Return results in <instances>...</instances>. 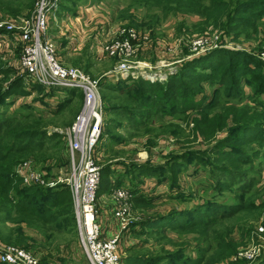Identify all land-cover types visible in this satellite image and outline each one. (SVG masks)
Returning <instances> with one entry per match:
<instances>
[{
    "label": "rangeland",
    "instance_id": "obj_1",
    "mask_svg": "<svg viewBox=\"0 0 264 264\" xmlns=\"http://www.w3.org/2000/svg\"><path fill=\"white\" fill-rule=\"evenodd\" d=\"M0 1L4 6L17 10L16 15H11L3 13L0 8V17L4 19L33 16L36 3L31 11L27 6L28 0ZM128 2L129 0L68 2L72 9L77 10L75 14L69 12L67 19L60 17L59 13L64 15L63 11L53 7L49 13L46 34L54 41L57 55L63 64L76 66L104 83L99 92L105 108V122L97 155L101 167L111 164L113 174L109 177L110 188L107 187L108 191L101 193L107 196L101 198L102 202H98L97 198V216L101 214L105 219L106 216L116 215L115 221L119 224L121 219L124 221L125 225L121 228L120 236L118 235L121 257L119 264H124V257L129 254L163 257L181 251L183 256L195 257L197 252L194 247H213L214 235H209L207 241L203 240L207 233L199 231L184 233L162 230L160 235H149L147 232L150 229L143 226L146 223L144 221L155 219L174 209L193 208L213 201L222 205L234 204L241 199L263 202L264 160L262 157L256 158L253 164L257 170L249 165L219 164L223 168L220 172L215 166L214 155L208 152L210 148L217 146L218 139L221 141L231 133L229 130L232 123L226 116L227 110L229 105L238 101L237 98L241 99L240 95L236 98L226 97L214 80L187 83L190 91H193L191 96L176 94L175 91L170 96L165 93L164 83L167 77L186 64L193 54L196 56L219 47V29L212 26L200 27L198 23L203 20V16L197 13L165 14L156 8L146 9L137 3L127 10L125 7ZM129 15L132 17H128ZM154 16L157 20H154ZM121 27H132L146 34L148 39L143 46H153L151 51L147 48L136 54L138 66L134 69L135 74L122 79V83L118 78L110 76L115 59L103 56L100 52L101 43L116 38ZM176 39H179L181 47L175 49L173 54L167 53L164 46L166 43L172 44ZM263 39L264 31H261V27L256 29L251 26L243 30L236 39H232L230 35L226 37L224 47L264 57ZM0 42V68L13 70L10 76L0 74L1 97L10 83L23 76L17 63L18 44L13 38L9 45L5 44L7 42ZM195 45L201 46L199 51L195 50ZM157 71L163 72V79L152 75ZM156 82L160 84L158 89L150 91ZM243 83L242 79L235 83L237 93L242 92ZM107 84L113 85L114 89H106L104 85ZM40 85L41 90L28 86L25 81L26 93H11L6 98L3 96L4 100H0V116L13 119L10 123L15 128L14 131L33 132L36 143L43 139L42 148L31 156L20 158L17 165L29 160L44 173L45 179L55 180L65 177L68 172L66 131L81 108L82 97L78 89L66 85ZM141 85L145 87L144 90ZM128 92L143 94L147 102L141 103L138 99L127 97ZM244 92L249 96H257L252 85L245 86ZM161 96H166L163 98L162 109L156 101ZM202 104L212 105L208 116L204 114ZM190 105L193 108H189ZM173 108L183 111L171 112ZM196 126L200 130L195 129ZM8 144L7 138L3 146ZM243 148L249 152L258 149L256 143ZM194 154L200 158L194 159ZM171 159L186 163L188 169L176 174L163 170L136 172V168L167 165ZM225 169L237 171L242 185L250 188L249 192L237 190L236 186L225 191L219 190L216 182L223 179ZM140 182L146 185L140 187ZM63 186L67 187L58 182L51 187ZM134 193L149 197L152 206L134 207L130 198ZM98 196L100 195L97 193ZM187 197L190 199L185 200ZM14 218V221L0 226V236L3 238L0 239L1 243L27 250L40 264H90L76 220L72 227L57 226L59 231H53L36 222L20 221L18 216ZM238 226L227 235V240L235 244L233 254L225 256L219 264H231L236 259L238 264H255L264 255V208L255 214L238 217ZM259 226H262V231L258 229ZM134 229L139 231L138 235L131 234ZM129 245L134 250L126 252ZM253 250L258 253L250 257L249 252Z\"/></svg>",
    "mask_w": 264,
    "mask_h": 264
},
{
    "label": "trees",
    "instance_id": "obj_2",
    "mask_svg": "<svg viewBox=\"0 0 264 264\" xmlns=\"http://www.w3.org/2000/svg\"><path fill=\"white\" fill-rule=\"evenodd\" d=\"M38 0H28L27 6L34 8ZM80 0H60L57 2L59 10L65 14L73 12L68 2L78 3ZM140 4L146 9H158L169 14L172 12L197 13L203 16V20L198 24L200 27L212 26L219 29V47L210 51L195 54L186 64L170 74L165 80V93L170 96L173 91L183 96H191L187 83L202 80H214L218 89L222 90L226 97H237L234 105H229L227 118L232 123L229 131L231 133L221 141H217V146L210 148L214 155L215 166L222 172L223 168L219 164L226 165H249L257 170L253 164L256 158L262 157L264 160V57L248 51L235 50L231 47H224V40L229 35L236 39L240 33L248 27H261L264 31V0H129L127 10L133 8V4ZM0 8L5 14L16 15L17 10L4 6L0 1ZM128 17H132L129 15ZM122 18H125L122 16ZM154 20L157 17L154 16ZM192 34V33H191ZM264 42V39H263ZM12 69L0 68V74L10 76ZM243 80V90L236 92L235 83ZM122 83V79H119ZM27 85L41 90V85L34 82H26ZM104 83H100V86ZM25 80L22 77L8 85L5 91L6 98L11 93H26L24 87ZM160 84L156 82L151 86L150 91H156ZM252 85L257 93L256 97L244 92L245 86ZM106 89L113 90V85H104ZM141 89L144 90L142 85ZM75 89V88H74ZM77 90V89H76ZM81 97L82 93L80 92ZM127 97L138 99L141 103H146L147 99L138 92H128ZM1 95L0 100H4ZM166 97V96H164ZM164 97L158 98L157 105L160 109L164 105ZM244 97V98H242ZM184 100V99H183ZM251 103V105H248ZM204 114L209 115L212 105L202 104ZM193 108V105H190ZM187 108V109H189ZM183 111L178 108L171 109V112ZM168 112V111H166ZM170 112V111H169ZM10 119V120H9ZM5 115L0 116V226L2 223L14 221V216H18L20 221L27 223L36 222L40 226L53 231H59L58 227H72L75 222V214L72 202L71 192L68 187L53 188L44 187L38 184L25 185L21 178L16 174L15 168L18 160L23 157L31 156L38 149L42 148L43 139L36 143L35 134L30 131H14L10 121ZM209 120V119H208ZM207 120V121H208ZM195 129L200 130L199 126ZM8 138V146H3L5 139ZM222 142L225 144H222ZM220 143V144H218ZM257 144L258 149L252 152L246 151L243 147L251 144ZM181 154V153H180ZM179 154V155H180ZM194 159H199V155L194 154ZM142 167V166H141ZM136 172H155L171 171L173 174L182 173L187 170V164L177 159H171L167 165H156L155 167L136 168ZM135 169H133V172ZM237 171L230 172L225 169L223 179L216 182L219 190L225 191L232 186L237 190L249 192L250 188L242 185ZM113 174L111 164L101 167L100 184L97 190L98 195L104 193L107 187L110 188L109 177ZM145 174V173H143ZM240 181V182H239ZM110 182V183H109ZM239 182V183H238ZM140 187L146 183H138ZM151 187V186H149ZM188 196V195H187ZM131 202L136 208H148L152 206L149 197L141 193L133 194ZM190 197L185 198L189 200ZM71 205V207H70ZM264 208V201L257 203L253 200H240L234 204L222 205L218 202H208L203 205H196L193 208L174 209L170 213L159 215L155 219L144 221L145 228L150 230L149 235H160L162 230L173 232L190 233L199 231L207 234L203 240L207 241L209 235H214V246L205 248L196 245L194 249L197 252L195 257L181 255V251H176L163 257H149L146 255L129 254L124 257V264H219L225 257L233 254L235 244L227 240L228 233L235 227L238 228V217L257 213ZM20 229V228H19ZM21 230V229H20ZM132 235H138L139 231L134 229ZM1 235V232H0ZM21 237V236H20ZM0 239H3L0 236ZM5 239H9L5 237ZM127 251L134 250L129 245ZM211 251V252H210ZM238 260L231 261V264H238ZM5 264V263H0ZM255 264H264V255H261Z\"/></svg>",
    "mask_w": 264,
    "mask_h": 264
},
{
    "label": "built area",
    "instance_id": "obj_3",
    "mask_svg": "<svg viewBox=\"0 0 264 264\" xmlns=\"http://www.w3.org/2000/svg\"><path fill=\"white\" fill-rule=\"evenodd\" d=\"M56 6L57 0H38L32 17H0V38L8 32L15 34L19 50L17 63L26 82L45 85L59 83L82 93L81 108L66 131L67 175L47 180L44 173L29 160L19 163L15 172L25 185L51 187L58 182L64 183L71 192L78 233L90 264H119V237L115 235L103 238L97 220V190L101 177L97 147L105 122V108L99 92L100 82L84 70L65 65L59 59L54 41L46 34L49 13ZM118 30L116 38L101 43L100 52L116 61L110 76L128 79L135 74L134 69L138 66L136 54L147 48L151 51L153 46H143L148 39L147 35L132 27H121ZM180 44L179 39H176L172 44L166 43L164 49L173 54L175 49L181 47ZM195 47L197 51L201 48L199 45ZM152 75L158 79L164 78L160 71ZM121 224L124 227L122 219ZM258 229L263 230L262 226ZM256 252L258 253L255 250L249 252V256L253 257ZM0 263L40 264L27 250L1 242Z\"/></svg>",
    "mask_w": 264,
    "mask_h": 264
},
{
    "label": "crops",
    "instance_id": "obj_4",
    "mask_svg": "<svg viewBox=\"0 0 264 264\" xmlns=\"http://www.w3.org/2000/svg\"><path fill=\"white\" fill-rule=\"evenodd\" d=\"M59 15H60V17H63V18H65V19H67V14H65L64 13V15H61L60 13H59ZM48 23H49V21H48ZM75 26L77 27V24H75ZM48 27H49V25H48ZM6 38V39H5ZM12 38H13V41L15 42V34L14 33H5L4 34V36L2 37V38H0V40L3 42L4 41V43L5 42H7V43H5L6 45H9L10 43H11V40H12ZM7 47H9V46H7ZM10 48V47H9ZM7 50V49H6ZM8 51H11V50H8ZM105 196H107V194H105V195H100V196H98V202L99 201H101L102 202V200H101V198L102 197H105ZM99 197H100V199H99ZM98 206H99V208L101 209V205H99V203H98ZM102 210V209H101ZM103 215V214H102ZM116 216V215H115ZM115 216H113V215H110V217L109 216H106L105 217V219H103L102 217H101V214H99L98 216H97V220H98V224H99V227H100V230H101V236L103 237V238H110V237H112V236H115V235H119V233L121 232V228H122V224H121V222H120V224L117 222V221H115L116 219H117V216L115 217ZM113 219V220H112ZM108 220V221H107ZM120 236V235H119ZM120 238V237H119Z\"/></svg>",
    "mask_w": 264,
    "mask_h": 264
}]
</instances>
